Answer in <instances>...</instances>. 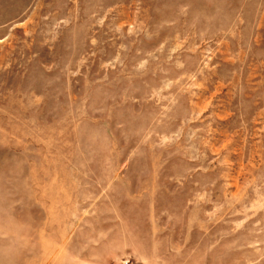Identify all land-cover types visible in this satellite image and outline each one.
Returning a JSON list of instances; mask_svg holds the SVG:
<instances>
[{
  "label": "rangeland",
  "instance_id": "obj_1",
  "mask_svg": "<svg viewBox=\"0 0 264 264\" xmlns=\"http://www.w3.org/2000/svg\"><path fill=\"white\" fill-rule=\"evenodd\" d=\"M264 264V0H0V264Z\"/></svg>",
  "mask_w": 264,
  "mask_h": 264
},
{
  "label": "built area",
  "instance_id": "obj_2",
  "mask_svg": "<svg viewBox=\"0 0 264 264\" xmlns=\"http://www.w3.org/2000/svg\"><path fill=\"white\" fill-rule=\"evenodd\" d=\"M126 264H129V263H126Z\"/></svg>",
  "mask_w": 264,
  "mask_h": 264
}]
</instances>
